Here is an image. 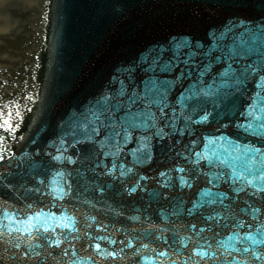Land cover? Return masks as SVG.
<instances>
[{
    "label": "water",
    "instance_id": "1",
    "mask_svg": "<svg viewBox=\"0 0 264 264\" xmlns=\"http://www.w3.org/2000/svg\"><path fill=\"white\" fill-rule=\"evenodd\" d=\"M0 264H264V0H44Z\"/></svg>",
    "mask_w": 264,
    "mask_h": 264
},
{
    "label": "bare ground",
    "instance_id": "2",
    "mask_svg": "<svg viewBox=\"0 0 264 264\" xmlns=\"http://www.w3.org/2000/svg\"><path fill=\"white\" fill-rule=\"evenodd\" d=\"M14 1L0 0V94L26 85L39 46L44 0Z\"/></svg>",
    "mask_w": 264,
    "mask_h": 264
},
{
    "label": "rangeland",
    "instance_id": "3",
    "mask_svg": "<svg viewBox=\"0 0 264 264\" xmlns=\"http://www.w3.org/2000/svg\"><path fill=\"white\" fill-rule=\"evenodd\" d=\"M28 3H29V0L27 1V4H28ZM14 4H15V5H18L17 2H16V0L14 1ZM19 4L21 5V1L19 2ZM25 20H26L25 23H29V21H30V20L27 19V18H25Z\"/></svg>",
    "mask_w": 264,
    "mask_h": 264
}]
</instances>
